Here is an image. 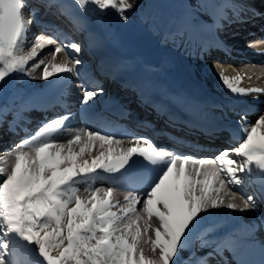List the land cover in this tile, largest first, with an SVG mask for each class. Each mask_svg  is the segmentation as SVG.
<instances>
[{"label": "snow or ice", "instance_id": "6c2138e0", "mask_svg": "<svg viewBox=\"0 0 264 264\" xmlns=\"http://www.w3.org/2000/svg\"><path fill=\"white\" fill-rule=\"evenodd\" d=\"M76 3L81 11L88 4L115 9L124 21L128 19L124 13L133 7L129 0ZM202 6L222 19L221 10L231 4L205 0ZM27 8L28 0H0V82L13 73L32 75L41 66L44 80L74 71L79 76L84 61L77 42L57 43L41 34L26 51L35 17L33 10L29 19ZM62 10L72 19L67 8ZM235 11L239 15L240 10ZM54 43L48 53L51 60L39 59L29 69L38 49ZM61 52L71 66L56 62ZM218 75L234 94L264 92V88L243 87L245 77L240 72L228 76L221 70ZM102 92V88H85L82 103ZM68 118L51 119L35 135L14 144L7 150L11 160L0 157V264H176L204 213L222 207L240 211L258 207L243 186L253 174L264 179V113L252 124L244 123L247 114L242 113L237 146L200 158L169 153L143 137L128 138L131 146H127L125 138L86 127L68 129L73 134L58 139ZM137 157L151 166L146 192L129 190L121 201L117 185L78 187L99 172L127 170ZM231 243L226 240L223 246ZM220 250L217 245L216 251ZM35 256L42 259H31Z\"/></svg>", "mask_w": 264, "mask_h": 264}, {"label": "bare ground", "instance_id": "6f19581e", "mask_svg": "<svg viewBox=\"0 0 264 264\" xmlns=\"http://www.w3.org/2000/svg\"><path fill=\"white\" fill-rule=\"evenodd\" d=\"M50 1L55 2L54 0H28L26 13L35 10L34 22L30 26L28 37L30 38L32 35V29L35 25L37 27L43 26L49 30L45 35L43 34L44 40L52 38L57 43L71 42L67 36V38L64 36L70 35L75 40L80 41V34H83L85 30L81 24L83 21L89 30H85V32L87 31L86 34L84 33L86 38L81 44L86 48L91 47L93 49L88 51V54L92 55L91 57L99 56H95L99 64H96L92 69L94 75L91 73L83 75L77 82L74 80V83L70 82L63 87L64 89L62 88V94L59 95L60 99L58 100L59 106L68 107L70 110L77 107L78 102L83 99L85 88H88L89 85L100 84L95 75L100 74L99 77L102 75L108 80L109 89L115 86V90L112 91V95L115 92L118 94L115 101L122 104V109L125 110L126 107V118L131 125L124 137L127 146H131L128 143V138L143 137L150 141L155 140L157 144L159 143L158 145L154 144L157 147L163 146L160 145L159 141L172 144L175 147V152L172 154H184L197 158L214 157L215 150L222 142L232 143V146H224L223 149L237 146L241 133L236 123H241L238 117H241L242 113L247 114V119L244 121L247 124L254 123L258 115L264 113V92L246 96L234 94L223 84L218 75L221 70H224L228 76H234L240 72L245 77L242 83L243 87L264 88L263 62L244 52L238 51L237 55H234L232 52L233 45L228 44L229 41L239 37L241 32L238 30L264 32V0H257V2L255 0L214 1L218 4H231L230 7H224L221 10L222 19H217L202 6L204 4L197 0L195 1L198 5H195V8H199L200 12L202 11L197 16H195L197 11H185L186 6L189 3L192 4L189 0L176 11L173 7L175 0H162L160 4L165 12L160 18L158 16L160 26L154 24L153 18L148 25H141V23H145L144 17L147 18L151 15L148 7L142 10L139 5H136V8L133 6L132 9L125 12L138 16L133 23L138 22V25H132V21L129 22V20L133 19L134 16L129 17L127 23L121 19L120 14L115 9L100 10L93 4L86 6L83 16L73 14L74 11L71 12L72 3L70 9L66 6L73 17L70 19L64 15L62 8H60L65 6L64 0H57L59 8ZM136 4L138 3L136 2ZM235 10H240L239 15L236 14ZM89 14L91 17L87 18ZM174 15L175 19L169 23ZM78 19L79 23L73 22V20ZM214 20L215 23H213ZM208 21L212 25L208 24ZM50 22L55 23L60 31L53 30ZM90 37H93L94 40ZM149 41L161 47L163 53L161 64L157 63L158 65L151 66L147 62L143 46ZM34 42V37L27 41L25 44L26 51H30ZM229 46L232 49H229ZM54 47H56V43L47 45L42 50L38 49L39 55L36 60L29 62V69L39 59H44L46 63L51 60L48 53ZM135 47L137 48L135 49ZM263 47L264 43L256 45V48L260 50H263ZM66 61L65 52L57 54V63ZM67 62L71 66V62ZM250 62L251 64H248ZM42 72L43 66L36 69L32 75L13 73L10 77H6L5 81L0 82V145L8 143L20 133L25 135V132L29 133L34 128L36 115L30 113L31 108H34V103H29L28 98L24 99L30 88L41 86L49 80L41 79ZM191 90L196 92V97L191 94ZM202 94H205L204 98L199 97ZM161 95L164 96L165 100L168 99L175 105H183L189 108L195 119L206 122L208 131L179 123L167 115H160L154 110L153 105L161 103L160 99L156 98V96ZM63 96L67 99H64ZM138 97L145 98L147 102L139 100ZM54 98L56 97L54 96ZM24 103H26L25 106ZM93 103L94 98L82 109L81 120L77 121L73 118V121L75 120L81 128L90 129L93 127L94 130L105 133L106 125L92 123L86 118L85 110L92 108ZM23 108L28 111L27 120L20 123L16 120V113L18 111L24 113ZM231 115H233L232 118L236 119L233 120V123L230 121ZM218 125H223L224 129L219 130ZM71 135L72 133L61 132L57 138L67 139ZM2 148L7 151L12 147L4 146ZM187 151H192L193 155ZM93 153L98 154L96 149H93ZM169 153L171 152L169 151ZM1 155V157L11 160L7 152L1 153ZM102 181H108V179L101 176L90 177L86 182L78 184V187L83 190L86 187L111 186L99 184ZM110 183L114 185L113 182ZM258 183L260 184L259 187ZM244 188L253 190L260 188L259 191H264V179L253 174L246 179ZM146 191L147 189H142L137 192ZM126 192V190L118 187L116 195L123 201ZM81 194H84L83 191ZM257 210L262 211L260 207H257ZM203 217L200 226L189 234V238L185 242L186 248L179 252L176 264H201V262L203 264H238L237 260L240 255L237 253V257H235L232 247L238 238H252L256 230L248 229L247 224L239 221L240 215L237 209L229 210L224 207L212 209L204 213ZM263 230L264 225L257 229V232ZM223 232L229 233L224 234ZM251 233L252 235H250ZM226 240L232 242L230 246H223ZM217 245H221L219 252L216 251Z\"/></svg>", "mask_w": 264, "mask_h": 264}, {"label": "rangeland", "instance_id": "374dc122", "mask_svg": "<svg viewBox=\"0 0 264 264\" xmlns=\"http://www.w3.org/2000/svg\"><path fill=\"white\" fill-rule=\"evenodd\" d=\"M130 1V3H132V5L134 6V8H136L135 6L136 5H139L140 6V8H142V10H143V8H147L148 7V9H150V11H149V13H151V15L149 16V17H144V20L143 21H145V23H141V25H148V23L151 21V18H153V20H154V24L156 25H158V26H160L159 25V18H160V16L161 15H163V13L165 12L164 11V8H163V6H161V4H160V2L162 1V0H129ZM191 1V3L192 4H188V6H186V8H185V11H189V10H194V11H197L198 13L197 14H195V16H197L198 14H201V12H200V10H199V8L198 9H196L195 8V5H198V3H197V1L198 2H200V3H202V4H204V0H197V1H195V0H189V2ZM214 1H217V0H213V2ZM256 2H257V0H255ZM136 2L138 3V4H136ZM153 2V3H152ZM188 2V0L187 1H185V0H175L173 3V7H175L174 9H175V11L179 8V7H181L182 8V6L181 5H185L186 3ZM146 3H147V5H146ZM143 4H145V5H143ZM169 4H171V3H169ZM151 5V6H150ZM194 6V7H193ZM187 7H189V8H187ZM206 10H207V8H205ZM155 11V12H154ZM167 13V12H166ZM155 14V15H154ZM157 14V15H156ZM125 15H127V17H128V19H127V21L129 20V17H133V19H131V20H129V22L130 21H132L131 22V24L132 25H138V22H136L135 24H133L134 23V20H135V18H138V16L136 17L134 14H128V13H125ZM99 16V15H98ZM158 16H159V18H158ZM175 19V15L169 20V23H171L173 20ZM158 20V22H156L155 23V21H157ZM126 21V22H127ZM128 23V22H127ZM168 23V24H169ZM122 24V23H121ZM125 25H127V24H125ZM124 25V26H125ZM123 26V28L125 29V27ZM120 28H122V25H120ZM128 28V27H127ZM123 30V29H122ZM40 32L38 31V29H32V35L30 36V38L28 39V40H30V39H32L33 37L35 38L36 36H38V34H39ZM84 34V33H83ZM34 35V36H33ZM50 37H51V35H50ZM82 37V36H81ZM84 37V36H83ZM130 38V37H129ZM55 48V47H54ZM54 48H51L52 50L54 49ZM137 47H135V49H136ZM247 64V63H246ZM248 64H251V62L250 63H248ZM193 76V75H192ZM193 78V77H192ZM193 80L194 81H196L197 82V80H195L194 78H193ZM113 90H115V89H113ZM238 118H240V117H238ZM80 127H79V125L78 124H71L70 126H68V129H72V130H75V129H79ZM73 134V133H72ZM241 138V137H240ZM240 138L238 139V141L240 140ZM222 146L224 145V146H227V145H231V144H221ZM215 155H217V153L215 154ZM99 184H107L106 183V181H102L101 183H99ZM107 185H109V184H107ZM99 187H105L104 185H100ZM264 199V198H263ZM239 210V209H238ZM187 247H188V245H187ZM183 248H186V245L183 247ZM183 248H182V250H183ZM185 250V249H184Z\"/></svg>", "mask_w": 264, "mask_h": 264}, {"label": "water", "instance_id": "95a60500", "mask_svg": "<svg viewBox=\"0 0 264 264\" xmlns=\"http://www.w3.org/2000/svg\"><path fill=\"white\" fill-rule=\"evenodd\" d=\"M145 53L147 57L154 63H158L160 60L161 49L154 45L153 42L149 41L145 44Z\"/></svg>", "mask_w": 264, "mask_h": 264}]
</instances>
